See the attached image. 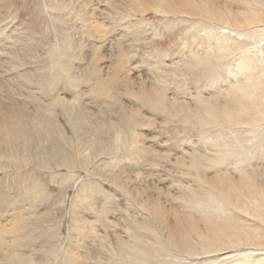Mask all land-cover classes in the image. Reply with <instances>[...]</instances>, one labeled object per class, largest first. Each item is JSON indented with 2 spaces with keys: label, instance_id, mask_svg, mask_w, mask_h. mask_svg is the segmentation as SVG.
Here are the masks:
<instances>
[{
  "label": "rangeland",
  "instance_id": "rangeland-1",
  "mask_svg": "<svg viewBox=\"0 0 264 264\" xmlns=\"http://www.w3.org/2000/svg\"><path fill=\"white\" fill-rule=\"evenodd\" d=\"M129 5L128 0H0V100L4 105H25L33 119L32 128L43 126L39 134L32 129L27 148L22 139L0 137V148L22 159L30 155L32 162L27 165L21 160L16 176L10 170L0 173V194L8 195L11 201L9 207L0 203L4 229L0 264H64L69 249L78 252L77 264H117L109 240L118 234L130 236L137 229L132 218L142 217L122 184L144 187L151 194L160 188L174 194L194 179L187 166L176 159L201 144L200 133L205 128L195 124L194 116L188 121L173 102L193 106L200 91L208 96L213 88L209 73L193 64L195 54L207 53L203 38L193 30L192 22L154 9L134 12L132 22L126 25L116 17ZM92 22L100 24L92 27ZM119 60L118 68L115 63ZM221 73L227 76L224 67ZM112 76L111 91L106 96L96 94V78ZM55 78L58 82L53 84ZM142 82H155L164 89V104L152 106L136 97L131 90ZM58 95L74 101L80 115L65 113L66 102L54 105L51 100ZM130 114L138 119L133 125ZM133 127L142 134L141 146L147 148L140 159L132 158L129 150L134 143ZM46 131L51 132V139L45 141ZM54 145L69 154L66 158L64 153L63 160L68 167L53 164L52 159L50 167H41L46 163L37 153L48 154ZM113 156L116 162L110 161ZM78 180L80 188L100 180L104 191L88 189L85 204L73 207L71 199L77 192L82 194L75 186ZM76 214L93 221L92 237L74 229Z\"/></svg>",
  "mask_w": 264,
  "mask_h": 264
},
{
  "label": "bare ground",
  "instance_id": "bare-ground-1",
  "mask_svg": "<svg viewBox=\"0 0 264 264\" xmlns=\"http://www.w3.org/2000/svg\"><path fill=\"white\" fill-rule=\"evenodd\" d=\"M128 2L130 5L125 12L119 13L118 16L114 14L118 21L125 20L126 25L132 22L130 19L134 12L144 13L152 9L158 13L180 17L182 21L192 22L193 30L202 36V44L207 50L204 55L195 54L193 64L209 73L213 88L208 96H203L200 91L193 106L173 102V106L179 112H183L187 120L194 116L195 124L205 128V131L200 133L198 143L201 144H198L197 148L185 151L184 156L176 159L187 166L189 169L187 172L193 175L191 183L182 184L179 192H176L177 195L161 188L156 189V193L152 189L151 194L144 187L122 184L124 190L136 201L142 217L137 216L134 219L131 217L137 229L128 232L130 236L118 234L109 240L113 256L118 259L117 264H264V0H128ZM92 24V27H98L100 23ZM121 35L123 37V33ZM115 65L119 68L120 60ZM221 67H224L227 76L221 73ZM59 78L60 76L58 80ZM114 79L113 76L105 79L96 78L93 84L96 94L109 93ZM222 81L225 84H220ZM54 82H58L57 78L53 84ZM72 83L79 84L74 80ZM7 87L9 89V86ZM131 91L152 106L164 104L167 97L165 90L155 82L148 85L142 82L139 88ZM53 98L51 101L54 105L57 102H66L63 109L71 117L80 115L74 101H66L60 95ZM7 104L4 105L0 100V137H7L11 141L22 139L23 147L27 148L32 140L31 131L37 129V134L41 133L42 123L33 129L30 122L33 119L29 111L23 108L25 105L20 107L16 103ZM135 115L134 118L131 115L134 119L132 125L135 119L138 120ZM137 129H132L134 143L128 148L131 150L132 158L140 159L147 148L141 146L142 134L140 135ZM50 133H47L45 141L47 138L51 139ZM53 144H56L55 139ZM55 148L54 145L48 151L49 155L43 153L44 151L37 153L46 163L41 164V167H48L53 162L51 159L55 161L53 164L68 167L63 161L66 152L63 153L62 148L58 150ZM66 155V158H69V154ZM47 157H50L49 162ZM115 158L116 156H113L110 161H115ZM118 158L120 160L121 157ZM21 160L27 165L32 163L30 155H24L22 159L21 155L9 154L1 147L0 173L10 170L16 176L20 170L18 163L20 165ZM99 181H96L98 184L89 183V188L88 184L84 183L80 188L78 180L75 186L81 189L82 194L77 192L71 199V205L83 206L88 189L94 192L97 189L102 191L104 186L99 187ZM40 189L39 191L36 189V192H40ZM106 194V197L109 196ZM0 203L9 207L11 201L8 195L0 194ZM91 221L77 215L73 218L74 229L81 231L84 237L89 236L93 228ZM1 225L2 235L4 229ZM90 236L92 237V234ZM76 252L74 249L67 250L64 264H77L80 257Z\"/></svg>",
  "mask_w": 264,
  "mask_h": 264
}]
</instances>
